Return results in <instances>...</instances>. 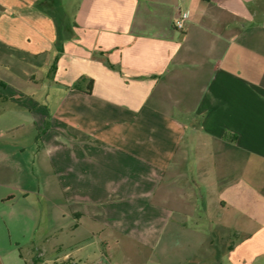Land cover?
<instances>
[{
	"label": "crops",
	"instance_id": "0c3cea01",
	"mask_svg": "<svg viewBox=\"0 0 264 264\" xmlns=\"http://www.w3.org/2000/svg\"><path fill=\"white\" fill-rule=\"evenodd\" d=\"M142 249L264 259V0H0V264Z\"/></svg>",
	"mask_w": 264,
	"mask_h": 264
},
{
	"label": "rangeland",
	"instance_id": "374dc122",
	"mask_svg": "<svg viewBox=\"0 0 264 264\" xmlns=\"http://www.w3.org/2000/svg\"><path fill=\"white\" fill-rule=\"evenodd\" d=\"M75 1H77V0H65L68 7H72L74 5ZM234 239L235 238H228V239L226 238V239H223V241L228 242V241L234 240ZM122 240H123V243H125L124 244L125 246L129 244V241L127 239H122ZM127 241H128V243L126 244ZM221 241H222V239H220V242ZM53 243H54V239L52 238L50 245H52ZM125 256H126V259H125L124 264H153V262L150 260L151 256H150L149 250H143L142 249L138 252L127 253V254H125ZM81 258H82V260L78 261V264H93V262L95 264L96 263L106 264L108 261V259H105V255L103 258V255H101L100 253H89V254L82 253ZM88 259H89V261H87ZM60 264H62V263H60ZM65 264H68V263H65ZM254 264H264V259L257 260V262H255Z\"/></svg>",
	"mask_w": 264,
	"mask_h": 264
},
{
	"label": "built area",
	"instance_id": "2783aa9c",
	"mask_svg": "<svg viewBox=\"0 0 264 264\" xmlns=\"http://www.w3.org/2000/svg\"><path fill=\"white\" fill-rule=\"evenodd\" d=\"M190 15L188 12L179 11L174 22L175 29L183 31L186 28L188 22H190Z\"/></svg>",
	"mask_w": 264,
	"mask_h": 264
}]
</instances>
